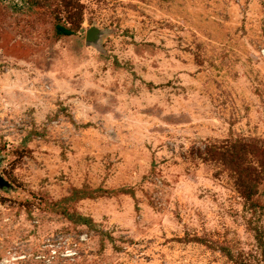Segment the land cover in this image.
<instances>
[{"label":"rangeland","instance_id":"1","mask_svg":"<svg viewBox=\"0 0 264 264\" xmlns=\"http://www.w3.org/2000/svg\"><path fill=\"white\" fill-rule=\"evenodd\" d=\"M0 264H264V0H0Z\"/></svg>","mask_w":264,"mask_h":264},{"label":"trees","instance_id":"2","mask_svg":"<svg viewBox=\"0 0 264 264\" xmlns=\"http://www.w3.org/2000/svg\"><path fill=\"white\" fill-rule=\"evenodd\" d=\"M56 29H57V32L60 34L68 35V34L72 33V31L70 29H68L62 25H57Z\"/></svg>","mask_w":264,"mask_h":264}]
</instances>
